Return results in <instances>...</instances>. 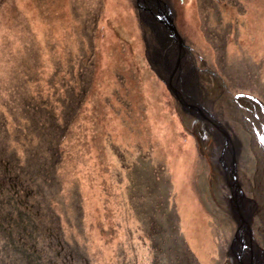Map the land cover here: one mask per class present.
Listing matches in <instances>:
<instances>
[{"label":"rangeland","instance_id":"1","mask_svg":"<svg viewBox=\"0 0 264 264\" xmlns=\"http://www.w3.org/2000/svg\"><path fill=\"white\" fill-rule=\"evenodd\" d=\"M161 1L188 48L181 72L189 86L168 76L174 49L170 72L162 67L136 0H0V147L7 145L0 162L9 159L8 176L24 180L26 190L10 191L22 200L32 193L25 207L46 254L39 264H239L236 252L227 256L236 224L219 163L224 143L180 100L200 104L233 137L238 180L254 202L253 238L264 250V0ZM154 49L157 75L146 62V54L156 60ZM75 76L84 78L74 84ZM86 85L62 146L71 156L65 165L77 168L56 184L46 171L30 183L42 169L36 153L49 161L53 138L39 131L36 107L51 105L58 116L66 92ZM29 124L41 141L19 136ZM37 142L24 169V149ZM214 144L221 146L216 160ZM13 150L19 160L10 159ZM85 153L87 162L76 157ZM59 241L64 249H56ZM5 251L4 264H36L20 260L19 249Z\"/></svg>","mask_w":264,"mask_h":264},{"label":"trees","instance_id":"2","mask_svg":"<svg viewBox=\"0 0 264 264\" xmlns=\"http://www.w3.org/2000/svg\"><path fill=\"white\" fill-rule=\"evenodd\" d=\"M153 43L154 42L152 41V39H149V41L147 42L148 45H153L155 47V45ZM153 53H154V59H156V60L152 61V63L154 65H152V63L150 62L151 59L149 58V54H146V59H147L146 62L148 63L149 68L152 69V71L156 73L157 69H155L154 66L157 67V65H158L160 67V59H158L157 49H154ZM79 64L81 67H83L82 71L86 70L84 63H82L80 61ZM87 65L92 68V69L89 68V70H90L89 73L91 74V76H93V74L96 72V68L92 65L91 62H89ZM76 74L77 75L81 74V71H76ZM156 75H157V73H156ZM82 78H84V77H82ZM82 78H77L75 76L73 78L72 82L74 84H76V82L81 81ZM119 81H121V78H119ZM89 84H90V82H88V85ZM88 85L79 87L78 91L76 89H72V90H68L66 92L65 97L63 99H61L63 101V104L66 105L65 106L66 110L64 109L65 107L64 108L61 107V110H60V113L58 116H56L54 114L55 110L53 109V107L51 105L45 104L43 107H41L39 105H36L39 107L35 106L36 111L43 118V121L41 123H39V125H38V126H40L39 131H41V129L42 130L43 129L50 130L52 132L53 138L50 141L52 143L49 145V148L47 150L48 153H50L49 161L45 160V163H40L39 153H36L37 155H36L35 159L38 158L37 164L42 169L39 170L38 172L36 171L35 173H30V177L32 178V179H30V177H29L30 183H35L36 179H33V178L40 177V174L42 175V173H44L46 171L47 173L43 176L50 177V180L54 179L53 181H55V184H56V182L58 183L62 172H66V173L70 172V175H71L72 172L77 168V166L74 165L75 163L73 165H67V164L65 165V161H67V159H69L71 156H69L70 155L69 153L62 151V146L65 145V142L68 140L70 131L72 130V123L76 118L75 113L80 110L79 107H81V105L85 103V99L88 96V90L90 89ZM31 100L35 101L36 98L33 97ZM73 100L75 102L74 104H73ZM70 110H72V114H74L73 120L70 119V117H69V111ZM47 119L50 121L51 124L47 123ZM33 130L34 129L31 127V124H29L28 127L26 128V131L24 129H21L19 131V133H20L19 136H21L25 139H28V136H30L31 139H33V140L40 137V141H41L42 140L41 134H39L36 131L34 132ZM25 132L27 135L25 134ZM4 133H5L6 138L10 137V134L8 133L7 129L4 130ZM17 133H18V131H17ZM12 134H14V136H17V134L15 132ZM7 140L8 139L4 138V140H3L4 143ZM5 146L7 147L6 144L2 145V147H5ZM27 146H29V145H27ZM214 146H215V144H214ZM2 147H0V148H2ZM36 149H40L38 142H37L36 146L31 145V146L26 147L24 149V152H26V154H27V157L24 158V162L22 165L24 167V169L28 165V163L26 164V161H28V154L30 157L31 152L36 150ZM47 151H46V153H47ZM220 151H221V146L217 144V146L214 147L213 155H212L214 160L217 159ZM3 153H5L4 149H3ZM85 155H87V154L85 153L82 156L78 155L76 157H79L78 159H83L85 162H87ZM14 158H16V160H19V157L16 155L15 150H13V152L10 154V159L13 160ZM21 161H23V155L21 157ZM9 162H10L9 159L6 162L5 161L0 162V235L3 237V245H2V249H0V256H1L0 264H2V263L4 264L3 259L6 258V254H7L5 249H12V250L19 249L21 251V252H19V255L21 257L20 260L25 259L28 261H33L36 264H39L42 262L43 258L46 256V254L43 250H41L40 252L38 251V249H39L38 242L39 241H38L37 236H36L38 224L35 225V221H36L35 219H34L33 224L30 222L32 220L31 219L32 215H30V213H28V211H26L27 206L25 207V204H27V198L32 197V193L24 194L22 196V197H24V199L22 200L21 198L18 197V195L14 189H12L10 191V189H11V187H13V185H17L18 189H21L20 186L22 185L23 190H26V189L24 188V184H25L24 180L22 182L21 181L18 182V178H13V177L11 178L10 176H8V175H10V173L7 170V166L5 164H7ZM22 166H21V164H19L20 173L23 176L24 173H22L23 172ZM26 182H29V181H26ZM218 182H219V183H217L218 186H216V187H219L220 183L222 185L224 180H219ZM3 183H6V184H3ZM34 205H37V204L34 203ZM30 207H31V205H30ZM26 215H29V217L26 218ZM20 230L23 233H21ZM56 245L58 246L59 243L57 242ZM56 249H64L63 244L60 242V246ZM67 252L68 251L65 250V254H66L65 257H67V255H71V253H70L71 251H69L68 253ZM72 258H73V255H72ZM12 262H15V260L10 259L9 263H12ZM82 264H85V263L83 262Z\"/></svg>","mask_w":264,"mask_h":264},{"label":"water","instance_id":"3","mask_svg":"<svg viewBox=\"0 0 264 264\" xmlns=\"http://www.w3.org/2000/svg\"><path fill=\"white\" fill-rule=\"evenodd\" d=\"M160 5V9L164 11L163 13L157 8V19H163L162 15L166 20V29L170 33L169 38L172 44V48L170 45L163 46L159 43L163 57L162 61H164V65L162 66L166 71L168 68L169 61L172 60L173 57L172 51L173 49L176 51V59L173 57V69L171 73H169V77L176 82H180V78L182 76V70L184 61H187L188 56L186 50L188 49L185 45L183 39L178 34L176 27L173 23L172 13L166 6L164 2L160 3L161 0H154ZM171 49V51L169 50ZM170 72V71H168ZM168 74V73H167ZM195 82V81H194ZM196 84V83H195ZM196 88V86H195ZM191 100V99H190ZM192 102L185 103L180 100L181 106L183 107L186 113H195V116L211 123V125L215 128V130L220 134L219 138L223 141L224 147L222 153L219 158L220 167L222 169V175L225 179V183L230 192V205L231 212L233 214V220L236 224V233L231 243L229 253L227 254L228 258L231 256L232 252H236L239 256V264H259L260 256L257 255L258 252H261V255L264 256V250H261L253 238V232L251 230V215L250 205L254 203L252 200L248 199L244 192L242 191L241 184L238 180V170H237V151L233 145V137L229 134V132L221 125L216 119H214L209 113H207L204 108L200 106V104H196L193 100ZM236 245H240L238 249H236ZM258 247V248H257ZM236 255V254H235Z\"/></svg>","mask_w":264,"mask_h":264},{"label":"bare ground","instance_id":"4","mask_svg":"<svg viewBox=\"0 0 264 264\" xmlns=\"http://www.w3.org/2000/svg\"><path fill=\"white\" fill-rule=\"evenodd\" d=\"M136 2H139V6L141 7V11L143 13V15H145V20H147L150 24V27H152L154 29L153 34H155L156 36V43H161L163 46H167L171 44L169 35L170 33L168 32V30L166 29V20L164 15V11L160 9V5L154 1V0H136ZM160 3H162V1H160ZM166 4V3H165ZM159 7L160 11L163 13L162 17V21L157 19V8ZM152 25V26H151ZM156 29V31H155ZM159 29H161L162 31H160ZM158 30L160 32H158ZM171 51V49H169ZM186 69V68H185ZM187 71V70H184ZM188 74H182L181 76V80L179 82V85L181 86H189L188 84ZM260 254V253H259ZM259 254H257L258 256H260Z\"/></svg>","mask_w":264,"mask_h":264}]
</instances>
